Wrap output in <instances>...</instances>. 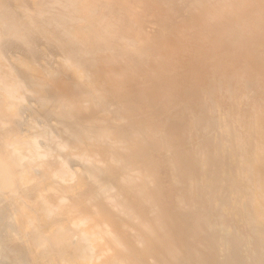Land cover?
I'll list each match as a JSON object with an SVG mask.
<instances>
[{"label":"bare ground","instance_id":"6f19581e","mask_svg":"<svg viewBox=\"0 0 264 264\" xmlns=\"http://www.w3.org/2000/svg\"><path fill=\"white\" fill-rule=\"evenodd\" d=\"M122 1L41 0L39 20L58 35L43 39L45 52L63 51L62 78L42 81L29 72L33 83L25 87L0 63V240L38 222L40 238L68 253L48 256L33 240L17 251L24 264H170L168 256L190 263L203 259L205 242L195 244L184 231H194L205 195L219 217L248 228L245 243L257 257L249 264H264V0H140L141 18L122 10ZM20 25L0 15V53L9 44L34 51L38 34ZM93 40L98 46L88 48ZM43 90L62 107L61 122L55 139L47 125H33V141L40 136L46 155L67 164L82 140L83 161L107 176L100 192L131 227L86 192L58 198L51 164L36 168V155L15 141L27 96L39 114L49 110ZM110 170L122 171L124 190L112 185ZM84 175L79 168L72 181ZM18 186L29 194L12 199ZM203 226L217 228L209 215ZM158 240L162 249L155 250Z\"/></svg>","mask_w":264,"mask_h":264},{"label":"rangeland","instance_id":"374dc122","mask_svg":"<svg viewBox=\"0 0 264 264\" xmlns=\"http://www.w3.org/2000/svg\"><path fill=\"white\" fill-rule=\"evenodd\" d=\"M0 2V15H8V17L13 18L16 22H19L21 24V27L23 25L22 29H28L26 31H30V33L34 35L38 34L36 35L38 36L37 43L35 45L36 47H34V51L32 52L28 51L27 47H25L26 49H24V46L22 44L6 45L7 48L5 47V49L3 50L4 52H1L5 54L2 55L0 53V63L2 67L8 69L15 75H18L20 81L25 87H28L33 83V81L27 77L29 72H31L32 74H37L38 76L42 74V81H47L54 77H57L59 79L62 78V73L58 71L57 63L64 58L63 51L50 47L51 49L45 52V50H47L49 47L46 48L47 45H45L43 39L51 37L53 40H57L58 35L56 30L43 27L39 20L37 9L41 4V0H0ZM118 4L120 8H122V10H125L128 7L132 14L137 18L145 16L144 8L142 7L140 0H124L122 2H119ZM180 10L183 14H185L189 12L190 8L188 6H183V8H181ZM100 12L103 14L104 9L101 8ZM118 17L119 15H115L112 18ZM78 36L81 37L82 34L78 33ZM39 37L41 40H39ZM86 46L88 48L94 49L98 45L97 42L93 40L91 42H86ZM32 69L34 70V72ZM25 70H28V73ZM36 70L38 71V73H36ZM42 72H44L45 74ZM42 93L43 94L41 95L46 101L45 103H47V107L49 108V110L43 112V115L41 113L39 114L38 106L33 96H27L26 99L18 107L19 117L14 120V129L17 131V133H20L16 134L15 141L17 143L24 144L25 148L30 151L32 155H36L37 160L35 161L36 163H38L37 165H35L36 168L43 167V169L45 170L46 164H51L55 183L57 182L56 184H58L59 186L58 188V186L55 185L56 192L58 193V198L69 195L79 197L83 192H86L89 202L98 205L100 208H106L110 212L114 213L119 218L118 223L120 225L131 227L132 222L128 219V217L125 214H120L121 211L115 204L107 203L103 197L104 194L100 192L102 190V180L107 176L101 178L103 176V173L101 174L99 172H96L95 174L93 166L90 163L83 161L84 144L82 140H80L72 148V156H74L75 158L71 156L69 160H67V164L65 162L66 160L63 161L54 158L52 155H46V151L43 149L45 147L44 144H42L43 141L41 140L42 138L40 136L34 138L37 139L39 137L38 141L41 140V144L35 139V141H33L34 135L31 133L33 131V125H47V129L50 130L51 133H53L51 136L52 138L54 136H57L58 133L56 134V132L58 131L61 122L60 116L63 111L62 107L48 101L49 94L47 91L43 90ZM33 104L36 109L33 107ZM95 115V117L102 116L101 113H97ZM110 116H112V114H110ZM28 125L31 128H29ZM29 129H31L32 131L30 132ZM23 133H25V135ZM30 133L32 134V136ZM22 134L24 137H29H25V139ZM66 137L67 136H65V138ZM119 145L120 146L118 147L120 148L125 147V144H123L122 141H120ZM172 148L173 147L165 149L164 153H170V150H172ZM96 150L97 152L101 151V149L98 148ZM127 152L131 153L133 151ZM79 168H84L85 175L79 183H74L72 181V176ZM44 174L45 176L48 175L46 171L44 172ZM122 174V171L110 170V174L108 177L112 185H114L118 189V191H122L125 189V183L123 182ZM184 184L185 183L183 182L182 185ZM18 188L20 187L18 186ZM28 194L29 192L27 191V189L20 188L15 196L11 198L22 199ZM185 201L187 204H190L189 199L186 198ZM200 202L204 204V208L199 212L197 225L195 226L194 231L186 228L184 231V235L186 237L193 238L195 244H197L199 241L205 242V246L202 248L203 259L193 258L192 262L187 263L183 259L174 261L173 257L168 256L167 259L169 260L170 264H208L211 260H214L218 264H249L252 261H255L257 257L252 252V246L246 245L245 243V238L248 236V228L242 225L235 217H232L230 215L224 214L222 217H219L215 208L213 206H209L206 202L205 195L200 198ZM61 208L62 207H57V209H60V211L56 212L60 213L62 210H65L64 208ZM208 215L210 216L212 225H217L216 229H208L207 227L203 226V217ZM93 219L95 222H97L98 216L94 215ZM34 224H31L27 232L21 234L20 236H5L0 240L1 254L3 255V259L0 260V264H24L21 262V258L18 257L17 251L23 250V247L33 240H38L39 243L45 244L44 251L48 256L54 255L58 258H63L67 255V250L56 251L50 242L40 238L41 231L44 228L43 224H40L38 222ZM93 224L94 223H91L89 227V233L93 232ZM175 226L173 224V226L171 227L172 232L179 231L177 230L178 227ZM221 226L228 230V233L224 234L223 236H221L220 231L218 230V228ZM152 246L155 250H160L162 249V241H154L152 243Z\"/></svg>","mask_w":264,"mask_h":264}]
</instances>
